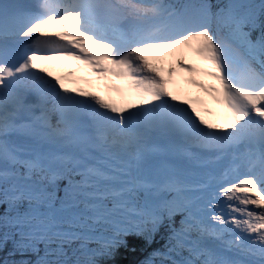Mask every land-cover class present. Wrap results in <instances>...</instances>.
Returning <instances> with one entry per match:
<instances>
[{"label": "snow or ice", "instance_id": "snow-or-ice-1", "mask_svg": "<svg viewBox=\"0 0 264 264\" xmlns=\"http://www.w3.org/2000/svg\"><path fill=\"white\" fill-rule=\"evenodd\" d=\"M156 235L141 264H264V0H0V264Z\"/></svg>", "mask_w": 264, "mask_h": 264}, {"label": "trees", "instance_id": "trees-1", "mask_svg": "<svg viewBox=\"0 0 264 264\" xmlns=\"http://www.w3.org/2000/svg\"><path fill=\"white\" fill-rule=\"evenodd\" d=\"M163 244V239L160 235L153 238L151 244L137 239L134 242L130 241L129 248H120L113 257L112 264H141V261L147 259L157 248ZM134 248V250H133ZM4 255L0 250V258Z\"/></svg>", "mask_w": 264, "mask_h": 264}, {"label": "bare ground", "instance_id": "bare-ground-1", "mask_svg": "<svg viewBox=\"0 0 264 264\" xmlns=\"http://www.w3.org/2000/svg\"><path fill=\"white\" fill-rule=\"evenodd\" d=\"M68 66L64 67L61 70V73L65 71V69L69 68L71 66L70 62H65ZM208 79V78H207ZM210 80V79H208ZM207 84V83H205ZM190 99L192 103L198 107V109L201 111L202 115L205 116L206 119L212 120L215 122V111H216V105L211 101L210 97H203L201 94L198 93V90H193L192 95L190 96ZM205 109H208L209 111H205Z\"/></svg>", "mask_w": 264, "mask_h": 264}, {"label": "rangeland", "instance_id": "rangeland-1", "mask_svg": "<svg viewBox=\"0 0 264 264\" xmlns=\"http://www.w3.org/2000/svg\"><path fill=\"white\" fill-rule=\"evenodd\" d=\"M203 81H207L206 78H203ZM209 83V82H208Z\"/></svg>", "mask_w": 264, "mask_h": 264}]
</instances>
